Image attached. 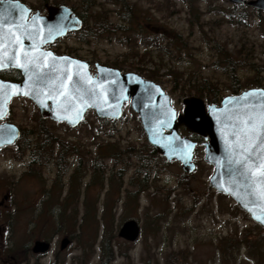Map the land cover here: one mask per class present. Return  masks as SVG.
<instances>
[{"label":"rangeland","instance_id":"1","mask_svg":"<svg viewBox=\"0 0 264 264\" xmlns=\"http://www.w3.org/2000/svg\"><path fill=\"white\" fill-rule=\"evenodd\" d=\"M68 1H87L90 29L108 24V31L88 34L85 41L69 38L68 52L90 61L92 71L98 62L154 80L177 112L187 96L211 103L234 87H264L263 10L229 0ZM221 47L237 60L235 71ZM14 71L1 76L12 80ZM3 120L17 124L25 137L0 148V264H100L104 227L114 250L111 264H174L173 255L188 264H264V228L210 185L214 168L204 160V145L195 149L191 173L178 160L157 157L130 103L115 122L89 110L71 127L43 118L21 96ZM44 131L76 146L78 153L67 150L61 168L59 142L48 145L51 159L31 158ZM179 132L194 137L184 126ZM60 206L76 212L77 223L66 219L57 226L51 212L57 215ZM131 218L141 227L133 242L118 235ZM64 236L71 242L62 250ZM45 238L50 249L34 253V241Z\"/></svg>","mask_w":264,"mask_h":264},{"label":"water","instance_id":"2","mask_svg":"<svg viewBox=\"0 0 264 264\" xmlns=\"http://www.w3.org/2000/svg\"><path fill=\"white\" fill-rule=\"evenodd\" d=\"M229 1L264 11V0ZM27 12V6L18 0H0V45H3L0 52L5 57V67L0 68V71L16 68L22 73L19 81L0 76V83L18 86V90L8 89L12 95H0V148L14 144L21 134L17 124L2 121L9 113V104L15 97H28L39 108L43 118L65 122L71 127L78 126L89 109H93L99 117L119 119L123 114L124 103L130 102L141 119L152 147L168 161L178 160L187 173L193 172L196 167L194 151L197 142L188 136H182L179 128L184 126L188 132L203 137L204 160L214 166L210 185L217 191L230 195L255 222L264 227V199L254 194L259 185L240 175L244 169L234 160L239 158L236 154L241 149L231 147L237 140L232 135L235 131L234 117L239 112L247 111L245 105L259 106L264 103L263 87H250L239 93L228 94L219 104H207L202 97L187 96L183 99V111L178 113L173 105V98L154 80L101 63H96V71L92 73L85 60L44 51L41 47L43 41L38 38L39 35L42 37L44 30L55 38L64 34L67 29L82 26L81 20L70 7L52 6L48 17L36 20L37 16H34L31 22L26 21ZM17 37L20 38V44L15 42ZM25 51L29 56L40 57V63L45 65L41 71L48 74L45 81L36 84L30 92L25 89L24 82L31 73L10 64L11 57L15 55L22 58ZM41 53L52 55L41 56ZM60 77L64 80L63 88L60 87ZM72 86L81 91L71 90ZM89 89L94 94H87L86 90ZM253 92L256 93L255 96H245V93ZM140 234L141 227L135 218L124 221L118 231L119 237L131 242L136 241ZM70 242V237L64 236L60 249L64 250ZM50 247V241L37 239L32 251L36 254L45 253Z\"/></svg>","mask_w":264,"mask_h":264},{"label":"snow or ice","instance_id":"3","mask_svg":"<svg viewBox=\"0 0 264 264\" xmlns=\"http://www.w3.org/2000/svg\"><path fill=\"white\" fill-rule=\"evenodd\" d=\"M9 40L11 42V34ZM15 42L20 44V38L17 37ZM2 48L3 45H0V49ZM40 55L51 56L52 54L41 53ZM10 64H14L15 67L22 69L26 73H31L28 79L24 82V87L28 92H30L36 84H42L48 76L46 72L41 71L45 65L40 63V57L29 56L27 51L23 52L22 58L15 55L11 57ZM4 67L5 57L3 53L0 52V68ZM64 86L63 77H60V87L63 88ZM8 89L18 90V86L4 85L3 83H0V95H12L13 93L8 91ZM71 90L75 92L81 91V89L76 88L75 86H72ZM86 91L87 94H94L91 89ZM24 94H27V92ZM255 95V92L245 93L246 97ZM245 108L247 111L239 112L234 117L235 131L232 135L236 136L237 140L231 145V147H239L241 149V152L236 154L239 158L235 159L234 162L244 169V171L240 173L243 178L259 185L258 190L254 194L258 195L261 199H264V103H261L259 106L255 104L245 105ZM231 160L232 157L230 156V161Z\"/></svg>","mask_w":264,"mask_h":264},{"label":"trees","instance_id":"4","mask_svg":"<svg viewBox=\"0 0 264 264\" xmlns=\"http://www.w3.org/2000/svg\"><path fill=\"white\" fill-rule=\"evenodd\" d=\"M243 6V5H241ZM97 23V22H96ZM97 28V29H96ZM94 29H91V34L93 33H100V32H105L108 31L107 27H103L102 25L98 26L97 23V27ZM219 51L221 52V54L224 56V60L225 62L228 63V67H234L236 66V64L238 63L237 60L230 55L229 53L226 52V50H224L222 47L221 49H219ZM235 71V67L233 69ZM14 77H12V80H21V73L19 71H14ZM235 73L231 72V76L235 77ZM238 79H235V81H237ZM241 89H237L236 87L233 88V93H238L240 92ZM216 95V94H215ZM217 103V99L215 97L211 98V103ZM101 120H105V121H113L115 122V120H111V119H107V118H101ZM25 137V131L23 129H21V135L20 137L17 139V141H22L23 138ZM56 142H59L60 147H59V151L56 152V164L61 168L62 166H64V160H66V151L68 150V154L72 153V154H76L78 153L76 146L73 143L68 142V147L66 145H63V143H61V141L57 138L56 135H53L52 133L48 132V131H44L42 132V141L36 145L34 148H32L31 150V158L34 162H39L42 163L44 162V160H49L52 157V154H54V150L53 148L50 150L48 149V145L49 144H54ZM25 142L22 143V145H24ZM152 154L156 155L157 157H159L157 151L155 149L152 150ZM144 155H142L143 157ZM145 158V156H144ZM60 176V173L58 175V177ZM141 185L143 186V184L141 183ZM48 193V192H47ZM54 208L52 210V215L54 218V221L56 223L57 226H60V224L63 222V220H70L73 219L74 223H77V218H78V214L72 210H70L69 207L67 206H60V209L56 214L53 213ZM88 211H86V214L82 217V220L80 222V224L83 223L84 219L86 218ZM79 220V219H78ZM107 229L106 227L103 228L102 230V236L100 239V247L102 249V253H101V262L100 264H111V262L114 260V250H113V245H112V240H111V236L107 233ZM46 240H49V238H45ZM246 240V239H245ZM174 257H172V261H174V264H188L186 262V260L181 259L178 257H176V255H173ZM53 264H56L55 262ZM173 264V263H172Z\"/></svg>","mask_w":264,"mask_h":264},{"label":"flooded vegetation","instance_id":"5","mask_svg":"<svg viewBox=\"0 0 264 264\" xmlns=\"http://www.w3.org/2000/svg\"><path fill=\"white\" fill-rule=\"evenodd\" d=\"M18 1L24 3L28 8V12L26 14L27 22H31L34 16H37L36 20H40L42 18L48 17L49 12H50V7L52 6H62L63 5V6L70 7L73 13L76 15V17H78L82 22V26L80 28L72 29V30L67 29L64 34H62L61 36L55 37V38H52V34L50 32L44 30L42 33V37H39L40 36L39 35L38 38H40L41 41H43V44L41 45V47L44 51H52L56 55H66V56L70 55V56L85 60L77 55H74L72 52H68V39L71 38V39H75L81 42V41H85L84 36L91 34L90 32L91 29L88 27V20L92 18V15L90 13V6L87 4V1L79 5H73L69 3L68 0H18ZM106 25L108 24L102 23L103 27H107ZM25 43L29 44V41H26ZM85 61L89 63L91 71H92L90 61L88 60H85ZM96 63H95V68H96ZM6 70L7 71L15 70L21 73V71L16 68H7V69L0 71V76H1V72L6 71ZM95 71L96 69L92 72L94 73ZM21 79H22V73H21ZM126 103H130V102H126ZM193 136L194 137H192V139L197 142L196 147L199 145V143L204 145L203 144L204 138L196 134H194ZM198 137L200 138V140H198L199 139Z\"/></svg>","mask_w":264,"mask_h":264}]
</instances>
